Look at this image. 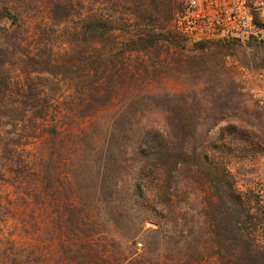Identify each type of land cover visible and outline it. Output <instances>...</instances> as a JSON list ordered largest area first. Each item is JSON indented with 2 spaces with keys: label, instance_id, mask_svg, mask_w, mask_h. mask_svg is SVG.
I'll return each instance as SVG.
<instances>
[{
  "label": "trees",
  "instance_id": "1",
  "mask_svg": "<svg viewBox=\"0 0 264 264\" xmlns=\"http://www.w3.org/2000/svg\"><path fill=\"white\" fill-rule=\"evenodd\" d=\"M47 1L56 27L79 14L68 0ZM105 1L112 9L118 6L121 16L90 11L68 32L73 48L56 60L48 40L27 43L19 14L0 5V180L13 172L25 182V197L33 200L39 225L35 264H160L150 248L174 236L180 222L188 237L207 238L204 251L193 248L199 256L194 264L208 255L212 264H264V210L254 191L237 188L229 169L232 161L264 154V127L228 124L212 133L221 117H202L204 100L171 93L132 92L121 109L101 122L99 109L114 101L117 83L122 88L127 78L125 56L147 53L159 41L172 42L166 35H132L128 30L130 36L116 43L115 32L127 33L123 16L167 23L175 11V0ZM98 44L101 53L95 52ZM33 74L69 77L76 97L73 108L46 96L50 79H33ZM212 104L227 111L240 100L232 87ZM61 107L74 114L70 122L71 115L60 114ZM53 109L57 114L49 115ZM81 121L89 124L83 128ZM69 124H78L80 145L67 148L70 154L76 151L75 162L69 156L62 160L65 153L50 145L60 137L71 138L75 128ZM33 142L59 154L62 164H55L50 152L34 160L22 156ZM200 183L212 191L197 213ZM146 222L158 228L144 230ZM139 236L146 249L136 259L131 242ZM179 262L191 264L193 259ZM19 264H28V258Z\"/></svg>",
  "mask_w": 264,
  "mask_h": 264
},
{
  "label": "rangeland",
  "instance_id": "2",
  "mask_svg": "<svg viewBox=\"0 0 264 264\" xmlns=\"http://www.w3.org/2000/svg\"><path fill=\"white\" fill-rule=\"evenodd\" d=\"M68 1L75 6L79 14H75L68 22L58 27L51 22L47 0H0V5L7 6L19 14L25 29V34L22 35L23 38L27 39V43L38 41L41 38L48 40V45L52 46L53 57L56 60L64 52H69L73 48L72 35L69 33H73L78 28L82 17L90 11L103 17L118 18L121 16V9L118 6L112 9L111 4H108L105 0ZM79 3L83 4L81 9ZM179 7L180 3L175 0V10ZM123 18L127 20L126 24H123L127 33L115 32L116 43H120L130 36L128 30L132 35H137V33L152 34L156 37L166 35L171 37L172 42L159 41L157 47L147 53H129L125 56L124 64L128 71L127 78L125 75L122 88L118 86L121 84L117 83L118 95L117 93L114 95V101L105 108L99 109L100 112L97 115L101 117V122H104L108 116L121 109L123 102L130 97L132 92L142 94L171 93L178 95L180 98L191 96L197 100H204L205 107L201 116L210 118L219 115L221 117V120L214 125L212 133L228 124L250 130H252L250 126L255 128L264 127V106H259L251 94V90L260 89V85L255 78L257 73L264 72V42L236 40L205 43L202 44L203 47H198L196 46L198 43L189 42L177 35L172 29L171 20L167 23L157 22L151 24L147 21L141 22L133 17L123 16ZM101 46V44L95 46V52L102 51ZM144 67L148 70L147 74L144 72ZM16 73L20 80L25 79L23 73ZM58 75L33 74L31 77L45 80L49 78L52 84L47 85L46 96L62 105L68 104L72 109L71 101L76 98L72 82L69 77L63 78L61 74ZM54 85H58L59 89L55 90ZM232 87L235 88L237 97L240 100V104L237 106L239 108L236 107L227 111L216 110L212 104L213 98L220 92H225V90ZM234 103H236L235 100ZM61 109L62 113L60 114L71 115L66 120V123L70 122L74 114L63 107ZM55 114H57L56 110L49 111V115ZM91 122L96 121L92 120ZM88 124L81 121L83 128ZM77 125L69 124L70 127L75 128L71 138L68 136L66 138L60 137L50 144L56 149V153L58 150L65 153L63 156L60 155L62 160L69 156L68 160L72 159L75 162L76 151L70 154V150L73 145L74 147L80 145ZM98 129L99 127H97V132ZM42 149L37 145V142H33L24 147V150L20 153L22 156H29V160H34L39 154L45 158V153L50 152L49 158L55 164H62V160L61 163L58 161L59 154H51L52 151L47 149L42 151ZM68 160L65 164L68 163ZM65 169L66 167L60 166L59 171L64 173L66 172ZM229 169L234 175L237 188L240 191H254L255 194L260 191L264 193V154L232 161ZM15 176L16 174L13 172L7 173L5 178L0 180V264L7 263V261L19 264V261L26 259V257L28 258V264H35V252L39 241L37 232L39 225L35 215H33V200L30 197H25V182L21 184L23 182L22 178H16ZM211 191L208 185L198 184L195 204L198 208L197 213L201 209L199 203H206L211 196ZM203 221L201 217L199 223L203 224ZM183 227L182 222H180L174 236L151 246L152 252H150V255H157L160 264H180V259L190 261V258L193 259L191 264H194L196 260L198 261L199 256L194 253L193 248L195 251L197 249L204 251L202 243L207 238L203 235L200 239V234L196 237H188ZM157 228L156 224L146 222L144 230H156ZM202 228L204 233L206 226H202ZM141 239H143V236H139L131 242V247L136 251V259H138V255L140 258V255L146 249ZM138 243L142 245L141 248L137 247ZM160 254H162V257L159 258ZM203 255H206L205 252ZM209 256H205L201 264H212V259ZM50 258L52 256H49Z\"/></svg>",
  "mask_w": 264,
  "mask_h": 264
},
{
  "label": "built area",
  "instance_id": "3",
  "mask_svg": "<svg viewBox=\"0 0 264 264\" xmlns=\"http://www.w3.org/2000/svg\"><path fill=\"white\" fill-rule=\"evenodd\" d=\"M173 31L192 43L228 41L264 42V0H176ZM260 89L251 90L259 106H264V72L256 74ZM264 210V193L257 192ZM141 244H137L141 248Z\"/></svg>",
  "mask_w": 264,
  "mask_h": 264
}]
</instances>
